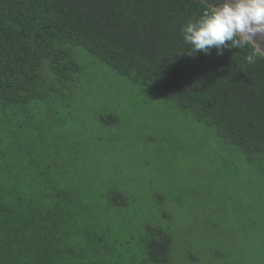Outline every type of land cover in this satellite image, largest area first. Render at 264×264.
Instances as JSON below:
<instances>
[{"label": "trees", "instance_id": "1", "mask_svg": "<svg viewBox=\"0 0 264 264\" xmlns=\"http://www.w3.org/2000/svg\"><path fill=\"white\" fill-rule=\"evenodd\" d=\"M202 6L203 0H0V264L122 260L97 226L71 227L77 189L58 188L56 158L36 159L29 143L12 135L17 115L41 100L61 102L79 71L70 47L132 82H148L264 174V59L248 65L246 50L236 48L190 55L181 28ZM97 195L115 210L128 207L116 193ZM138 243L145 262L170 260L164 231L148 228Z\"/></svg>", "mask_w": 264, "mask_h": 264}, {"label": "rangeland", "instance_id": "2", "mask_svg": "<svg viewBox=\"0 0 264 264\" xmlns=\"http://www.w3.org/2000/svg\"><path fill=\"white\" fill-rule=\"evenodd\" d=\"M70 48L79 71L61 102L41 100L17 115L12 135L36 159L56 158L60 190L77 189L71 227L106 234L122 258L109 264H264V174L148 82ZM103 191L128 207L115 210L98 198ZM148 228L171 237L168 262H145L138 240Z\"/></svg>", "mask_w": 264, "mask_h": 264}, {"label": "clouds", "instance_id": "3", "mask_svg": "<svg viewBox=\"0 0 264 264\" xmlns=\"http://www.w3.org/2000/svg\"><path fill=\"white\" fill-rule=\"evenodd\" d=\"M189 54L246 50L248 65L264 59V0H203L202 11L181 28Z\"/></svg>", "mask_w": 264, "mask_h": 264}]
</instances>
